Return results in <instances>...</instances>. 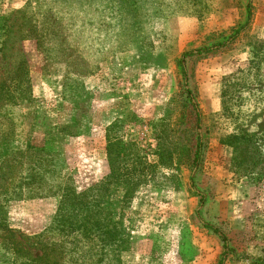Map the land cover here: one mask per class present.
Listing matches in <instances>:
<instances>
[{
	"label": "rangeland",
	"instance_id": "rangeland-1",
	"mask_svg": "<svg viewBox=\"0 0 264 264\" xmlns=\"http://www.w3.org/2000/svg\"><path fill=\"white\" fill-rule=\"evenodd\" d=\"M252 4L184 74L181 55L233 34L246 0H0V264H218L224 251L264 264V161L236 140L264 139V0ZM94 185L101 218L123 226L119 255L73 248L63 219L17 228L20 198Z\"/></svg>",
	"mask_w": 264,
	"mask_h": 264
},
{
	"label": "trees",
	"instance_id": "trees-1",
	"mask_svg": "<svg viewBox=\"0 0 264 264\" xmlns=\"http://www.w3.org/2000/svg\"><path fill=\"white\" fill-rule=\"evenodd\" d=\"M252 0H246V12H247V20L246 22L235 29L233 34L228 35L227 37H223L222 40L216 41L209 46L202 47L196 50L186 51L181 55L180 58V66L182 72L185 74V66L184 60L187 57H191L194 55L200 54H215L220 49L226 47L231 43L239 34L242 32L250 19L252 12ZM189 92V91H187ZM196 106V105H195ZM199 119V113H197ZM236 140H245V148H248V145L253 144L254 148L257 150V165L261 164L264 161V139L257 138L256 140L253 138L239 136L236 137ZM115 146H118L119 143H115ZM107 165L109 168V174L114 173V163L115 160L111 158V148L109 140L107 139ZM120 147H117V149ZM120 151V149H118ZM202 156V141L198 137L196 141V149L193 155V163L196 165L199 162L200 157ZM18 186V185H17ZM20 189L21 184L18 186ZM99 187L97 185L89 186L86 189L78 192L73 186L65 188V190L60 193V201L56 210L55 218L52 220V224L48 226L49 229H53L54 222L60 221L63 219L62 226L60 227L61 232L67 236V243H71L73 248L76 247V244L80 241H84L87 244H90L91 247L102 249L104 245H114V252L119 255L122 251L126 249L125 245V234L123 230V226L118 221H113L107 218H101V210L99 207ZM47 195L54 194L51 189H49ZM126 193V192H125ZM8 201V200H7ZM203 201V197L200 199V203ZM125 203V201H123ZM4 207V205H3ZM66 213H69L66 216ZM108 220V221H107ZM53 225V226H52ZM63 235V236H64ZM78 236V237H77ZM224 247L226 249V240L223 235ZM83 242V243H84ZM74 250V249H72ZM71 258H75L70 255ZM82 256V254H80ZM225 251L223 252V256L220 258L218 264H224L225 261ZM100 257V255H99ZM78 259V257H76ZM72 259V260H76ZM100 261L101 259L98 258ZM12 264V262H9ZM79 264H83L79 262Z\"/></svg>",
	"mask_w": 264,
	"mask_h": 264
},
{
	"label": "crops",
	"instance_id": "crops-1",
	"mask_svg": "<svg viewBox=\"0 0 264 264\" xmlns=\"http://www.w3.org/2000/svg\"><path fill=\"white\" fill-rule=\"evenodd\" d=\"M59 199L60 198L56 196H48L35 200L23 198L17 200L21 205L20 220H22L23 223L21 227L17 228L27 233L40 232L47 227L53 219L59 204ZM257 216L264 217V210L257 208ZM262 225L264 226V222ZM262 249L264 250V240L261 237H257V254H260L259 251H262Z\"/></svg>",
	"mask_w": 264,
	"mask_h": 264
}]
</instances>
